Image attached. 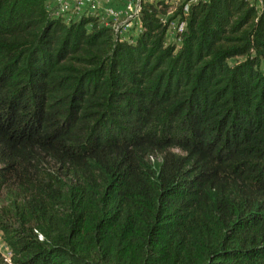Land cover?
Here are the masks:
<instances>
[{
    "label": "trees",
    "instance_id": "16d2710c",
    "mask_svg": "<svg viewBox=\"0 0 264 264\" xmlns=\"http://www.w3.org/2000/svg\"><path fill=\"white\" fill-rule=\"evenodd\" d=\"M169 8L0 0V264H264V0Z\"/></svg>",
    "mask_w": 264,
    "mask_h": 264
},
{
    "label": "built area",
    "instance_id": "2783aa9c",
    "mask_svg": "<svg viewBox=\"0 0 264 264\" xmlns=\"http://www.w3.org/2000/svg\"><path fill=\"white\" fill-rule=\"evenodd\" d=\"M159 1H165L170 5L168 17L175 12L173 9L181 6L175 17L169 21L167 33L170 36H174L175 33L181 41L179 33L186 28V22L182 21V13H186L189 6L199 0H46V7L54 17H59L66 23L80 20L83 16H93L99 27L120 31V37L123 39L127 38L129 30L133 38L128 39H135L143 29L141 21L143 4ZM133 23H136L134 31L131 30Z\"/></svg>",
    "mask_w": 264,
    "mask_h": 264
},
{
    "label": "rangeland",
    "instance_id": "374dc122",
    "mask_svg": "<svg viewBox=\"0 0 264 264\" xmlns=\"http://www.w3.org/2000/svg\"><path fill=\"white\" fill-rule=\"evenodd\" d=\"M180 9H181V6L178 5L175 9H173V11L176 12V11H179ZM169 10H170V8H169ZM175 12H174V13H175ZM176 14H177V13H176ZM178 14H179V13H178ZM163 18H164L165 21H167V19H169L168 14L165 15V16H163ZM179 22H180V21H179ZM135 28H136V23H133L131 30L134 31ZM113 32H114L116 35H119V36H120V31L116 32V31L113 30ZM172 33H173V32H172ZM127 38H133V37H132V33H131V31H129V30H128V32H127ZM167 40L170 41V42H171V41L180 42V40L178 39V36L175 35V33H174V36H170V35L167 34ZM3 196H4V195L0 194V204L2 203ZM0 252H1V253L3 254V256L6 258V260L10 261L12 253H11V250H10L9 246H8V245L6 244V242L4 241V239H3V235H2V232H1V231H0Z\"/></svg>",
    "mask_w": 264,
    "mask_h": 264
}]
</instances>
